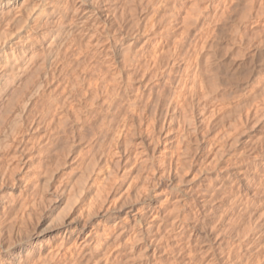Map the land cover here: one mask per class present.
Wrapping results in <instances>:
<instances>
[{
  "label": "rangeland",
  "instance_id": "rangeland-1",
  "mask_svg": "<svg viewBox=\"0 0 264 264\" xmlns=\"http://www.w3.org/2000/svg\"><path fill=\"white\" fill-rule=\"evenodd\" d=\"M116 2L96 45L77 38L67 53L63 77L79 75L77 88L90 82L94 94L76 115L75 101H67L50 152L35 166L54 174L50 193L31 214L18 194L12 214L36 226L61 199L39 238L40 264H215L201 235L177 223L206 227L219 255L264 218V51L253 55L264 37V0ZM231 17L241 55L235 63L221 58ZM208 42L222 67L218 91L200 65ZM57 95L43 96L39 108ZM227 170L236 180L221 182ZM204 199L217 205L208 217ZM123 204L115 217L101 216ZM66 219V231L88 222L79 238L62 229ZM241 244L218 264H264V226Z\"/></svg>",
  "mask_w": 264,
  "mask_h": 264
},
{
  "label": "bare ground",
  "instance_id": "bare-ground-1",
  "mask_svg": "<svg viewBox=\"0 0 264 264\" xmlns=\"http://www.w3.org/2000/svg\"><path fill=\"white\" fill-rule=\"evenodd\" d=\"M195 1L198 5L213 2ZM177 2L182 3L183 0ZM116 8V0H0V264H40L34 260L39 238L49 229L48 217L58 209L61 199L47 205L35 226L29 220H19L12 214L17 206L15 198L23 194L26 197L23 207L31 214L39 201L50 193L54 174L38 173L35 166L50 152V133L57 128L59 115L64 112L67 101H75L71 114L76 115L94 94L90 82L83 84V91L77 88L79 75L74 74L71 80L63 77L67 53L77 38L90 47L95 46L101 20ZM237 28V22L231 17L228 33L222 42L221 58H233L234 63L240 61L234 56L241 57L234 43ZM263 51L264 37L256 46L254 57ZM214 57L212 44L208 42L200 57V65L209 75L213 91H218L217 74L222 67ZM52 91H57L58 95L40 109V100ZM83 92L86 93L84 96ZM67 157L62 166L68 164L69 155ZM93 168L88 169L93 171ZM234 176L232 170L219 174L221 182H232L236 180ZM82 184L85 189V182ZM243 187L248 192L253 190L252 180H244ZM146 198L154 200L155 193L150 191ZM200 203L202 208L208 207L204 209V217L210 216V210L217 206H211L206 199ZM124 208L123 204L111 213L104 211L101 216L111 219ZM70 223L63 220L62 229L74 239L79 238L88 225L86 222L66 231ZM263 226L264 218L257 220L255 227L245 236H235L236 244L220 249L221 259L231 260L243 239L258 235ZM177 228L182 232H198L203 238V254L212 256L211 261L215 264L221 262L209 243L211 241H206L211 234L206 227L182 219L178 221ZM90 236L94 237L92 231ZM217 237L213 241L221 245Z\"/></svg>",
  "mask_w": 264,
  "mask_h": 264
}]
</instances>
